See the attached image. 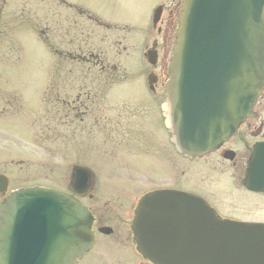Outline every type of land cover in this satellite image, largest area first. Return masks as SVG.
Instances as JSON below:
<instances>
[{"label":"rangeland","instance_id":"1","mask_svg":"<svg viewBox=\"0 0 264 264\" xmlns=\"http://www.w3.org/2000/svg\"><path fill=\"white\" fill-rule=\"evenodd\" d=\"M67 1L83 12L74 18L77 36L71 45L70 33H61L67 24L62 23L63 29L59 24L73 12L58 0H5L0 14V174L9 179L8 189L38 185L67 191L72 166L81 165L94 176L92 198L81 199L93 209H107L106 201L128 202L132 208L145 190L165 184L206 194L222 214L234 219V188L226 182L231 169L222 173L210 160L188 162L176 152L168 167L150 151L166 140L160 87L154 95L146 81L152 66L145 52L153 40L159 49L163 44L152 14L162 6L163 17L178 0ZM60 51H73L74 58L60 56ZM73 68L77 73L65 82L58 80ZM87 90L97 98L93 105H84L89 107L84 120L71 108L64 116L67 107L55 94L71 100ZM91 116L101 118L99 126ZM212 178L220 190H212ZM103 217L104 223L116 224ZM92 259H87L92 260L89 264H104Z\"/></svg>","mask_w":264,"mask_h":264},{"label":"water","instance_id":"2","mask_svg":"<svg viewBox=\"0 0 264 264\" xmlns=\"http://www.w3.org/2000/svg\"><path fill=\"white\" fill-rule=\"evenodd\" d=\"M161 11L154 10V25ZM146 56L154 65L156 51ZM168 75L163 99L176 150L195 159L217 150L253 115L264 87V0H181ZM93 177L89 168L73 165L70 193L39 186L10 193L0 205V264H72L90 249L92 216L77 197L91 192ZM7 186L0 175V191ZM237 225L219 221L196 195L160 190L141 199L132 227L138 250L156 264L234 263L244 232L254 236L244 248L264 264V224ZM30 227L49 239L45 261L26 251Z\"/></svg>","mask_w":264,"mask_h":264},{"label":"flooded vegetation","instance_id":"3","mask_svg":"<svg viewBox=\"0 0 264 264\" xmlns=\"http://www.w3.org/2000/svg\"><path fill=\"white\" fill-rule=\"evenodd\" d=\"M59 4L65 6L67 9H70L71 17L69 15H63L60 20L61 29L62 23L67 24V27L61 31L63 36H67L70 33V45L74 42L77 36V29L75 27V16L79 13V7L67 0H58ZM180 1L178 0L176 3H172L170 7L166 10V13L163 17H160L159 26H153L158 35L162 36L163 44H160V49L156 47V40H153L151 44V50L156 51V62L152 66V70L147 74V76H151L155 79L153 85L148 84V89L154 94H158V86L161 90V97L163 94V88L168 79V60L171 52V41L173 38L174 29L176 25V17L178 13ZM5 0H0V14L4 9ZM163 11V9H162ZM75 13V14H74ZM74 16V17H73ZM87 17L90 18V15L87 14ZM45 31H42L41 34L44 35ZM46 33V32H45ZM158 45V44H157ZM60 56H66L69 58H74L73 51H60L58 53ZM94 66L98 67V71L104 72L105 67L101 64H95ZM60 67V66H59ZM58 66H56V71ZM62 68V67H61ZM73 68L72 70H66L64 75L59 74L58 80L61 82H65V78L69 75L72 76V73L75 74L76 71ZM64 77V78H63ZM67 77V78H68ZM68 96H63L57 98L56 100L60 102L63 106L71 108V110H76V116L80 120L82 119V115L86 114L88 111V106L93 104H88L89 102L85 101L83 97H79L78 94L75 98L69 100ZM87 100H89L87 98ZM163 100V98H162ZM88 106H84V105ZM81 108L86 110L82 111ZM95 125L99 126V119L95 116H91ZM94 124H92L93 126ZM87 126V125H86ZM104 126V127H103ZM102 127L105 130L111 132V130L106 129L108 124H104ZM95 127V126H94ZM59 135V133L56 132ZM166 140L165 143L161 142L160 147L158 146V142L155 143L156 146L151 147L152 156L158 158L161 162H167V166L169 167V163L173 162L175 147L170 136L168 130L165 131ZM151 153V152H150ZM181 158L188 162H200L205 161L206 163L209 160L213 164H217L221 166L223 169L222 173H227L228 168L232 170L231 180L228 179L226 182L234 188V219L230 216L229 213L222 214L218 207L212 202L206 194L193 191L188 188L180 189L175 188L173 185H161L155 188H149L145 190L137 199L135 204L131 206L128 202L124 203H113L106 201L104 205L108 208L101 209L99 206L96 208L88 207V210L92 216V224L90 230L94 237V242L92 247L78 256L72 264H89L92 262V256L102 260L104 264H156L146 256H144L137 248V241L135 240V236L133 233V219L135 216L136 208L141 201V199L152 191H169V190H178L182 192L192 193L198 197H200L203 201H205L208 207L213 211L214 215L218 219H229L234 220V223L237 224H250V223H264V214H256L254 212L264 213V87L262 88L259 96L256 99V102L253 106V115L247 118L242 124L239 125L236 132L225 141L217 150L206 154L203 157L198 159L195 158H187L181 156ZM229 166V167H228ZM216 167H212L211 169H215ZM213 179V178H212ZM214 185H210L212 190H220V187L215 184L218 183L216 179H213ZM9 182V181H8ZM234 182V183H233ZM215 187V189H214ZM20 188V187H18ZM18 188L7 189L5 191H0V204L5 200L8 194ZM222 188V186H221ZM84 197L92 198L91 194H87ZM84 197H81L80 200ZM108 202V203H107ZM84 204V203H83ZM85 205V204H84ZM115 205L117 207V211L113 210L112 206ZM125 205V207H123ZM166 205L165 202L162 203V207L164 208ZM119 207V208H118ZM249 213L248 216H245L246 213ZM100 213V214H99ZM121 213V214H116ZM130 213V220L127 222V217ZM103 215L107 216V221L116 222L115 225H108L103 222ZM117 219L115 220L114 217ZM102 216V217H101ZM106 219V218H105ZM237 230L244 231L247 227L244 226H236ZM36 228V227H35ZM39 229L29 228L27 233V253L31 257V259H36L41 261L46 260L47 250L50 248L49 239L45 234H41ZM46 230V229H45ZM41 231V230H40ZM245 233V232H244ZM242 234L241 239L236 241L235 243L240 245V248L234 249V263L228 262L225 264H257L259 260L256 259L252 255V250L245 249L244 245L252 243L254 241L251 240L254 238L253 234L249 233L248 235ZM237 235V231H236ZM238 236V235H237ZM236 236V237H237ZM251 236V237H250ZM111 238V239H110ZM187 238V236H186ZM107 239V240H106ZM110 239V240H108ZM264 243V242H263ZM55 254L60 253L57 251V235L55 234ZM16 250V249H15ZM25 251V252H26ZM13 254L22 253V249H18L17 251H12ZM39 257V258H37ZM12 258V257H11ZM88 258L92 260L87 261ZM87 261V262H86Z\"/></svg>","mask_w":264,"mask_h":264},{"label":"trees","instance_id":"4","mask_svg":"<svg viewBox=\"0 0 264 264\" xmlns=\"http://www.w3.org/2000/svg\"><path fill=\"white\" fill-rule=\"evenodd\" d=\"M79 12L83 13L80 9H79ZM85 14L87 15L88 13L85 12ZM76 61H79V60H76ZM80 61H82V58L80 59ZM77 94L79 97H84L85 101L89 102L88 104L94 103V98H97L96 94L94 96L90 90H87L84 92L79 91ZM57 95H58V93L55 94V97H58V98L62 97V96H57ZM82 95H85V96H82ZM87 98L89 100H87ZM69 111H70V109L67 107V109H65V111H64V116H67Z\"/></svg>","mask_w":264,"mask_h":264}]
</instances>
